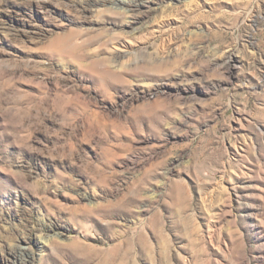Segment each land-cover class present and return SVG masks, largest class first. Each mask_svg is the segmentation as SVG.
Segmentation results:
<instances>
[{"label":"rangeland","instance_id":"obj_1","mask_svg":"<svg viewBox=\"0 0 264 264\" xmlns=\"http://www.w3.org/2000/svg\"><path fill=\"white\" fill-rule=\"evenodd\" d=\"M84 2L0 0V264H264V0Z\"/></svg>","mask_w":264,"mask_h":264},{"label":"bare ground","instance_id":"obj_2","mask_svg":"<svg viewBox=\"0 0 264 264\" xmlns=\"http://www.w3.org/2000/svg\"><path fill=\"white\" fill-rule=\"evenodd\" d=\"M102 1H104V0H86V2H84V3H87L88 5L85 6L86 8H83V10L86 11L87 8L99 6L102 3ZM125 3H126V6L121 5L122 6L121 9L135 7V5H134L135 2H133V1H126Z\"/></svg>","mask_w":264,"mask_h":264}]
</instances>
